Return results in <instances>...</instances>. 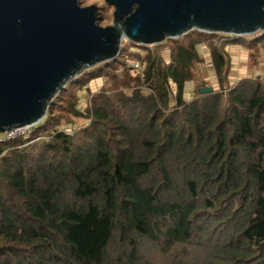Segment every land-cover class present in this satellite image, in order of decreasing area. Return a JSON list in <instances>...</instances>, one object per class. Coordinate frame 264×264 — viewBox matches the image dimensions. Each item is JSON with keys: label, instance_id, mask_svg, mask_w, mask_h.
I'll return each instance as SVG.
<instances>
[{"label": "trees", "instance_id": "1", "mask_svg": "<svg viewBox=\"0 0 264 264\" xmlns=\"http://www.w3.org/2000/svg\"><path fill=\"white\" fill-rule=\"evenodd\" d=\"M125 43L89 71L106 80L90 106L67 88L31 143H0V264H264V82L230 85L225 50L258 64L264 36ZM77 118L89 126L65 133Z\"/></svg>", "mask_w": 264, "mask_h": 264}, {"label": "water", "instance_id": "2", "mask_svg": "<svg viewBox=\"0 0 264 264\" xmlns=\"http://www.w3.org/2000/svg\"><path fill=\"white\" fill-rule=\"evenodd\" d=\"M0 0V135L44 121L57 94L83 71L114 61L123 41L150 47L194 30L248 37L264 31V0ZM212 92L213 88L204 89Z\"/></svg>", "mask_w": 264, "mask_h": 264}, {"label": "rangeland", "instance_id": "3", "mask_svg": "<svg viewBox=\"0 0 264 264\" xmlns=\"http://www.w3.org/2000/svg\"><path fill=\"white\" fill-rule=\"evenodd\" d=\"M90 5L98 6V12H99V16H100L99 25L101 27L109 26L112 23V19H113L112 14H113L114 9L110 6H108L105 3V0H80V6L81 7H87ZM248 37L253 38V37H256V35H252V36H248ZM232 40H234V39L232 38ZM125 42L126 41L122 42L120 55L123 52L122 48H124V46L126 45ZM163 43H161V44H163ZM136 46H138V45H136ZM225 50L228 52V55L230 58L229 83L233 84V82L236 81V77L240 78V79L260 77L261 82H264V48L261 51V53L263 52V58L260 59L258 64H254L249 60L248 52L241 46L232 44V45L226 46ZM198 52H199L200 57H202L204 59V62L198 66L197 80L202 78L213 89H218V84H217V81L215 79V74L213 71V67H212V63H211V59H210V54H209L208 50L206 49L205 46H201L198 48ZM162 56L165 59V61L168 62L169 50H162ZM130 60H134V59H132V57H128L126 60L127 66H128V61H130ZM98 66H100V65H98ZM96 67H94V68H96ZM94 68H92V69H94ZM92 69L83 71L80 75L76 76L73 80H71L66 85V87L57 94L56 98L59 96L60 93H62V92L65 93V90H67V88L69 89V88L74 87L76 89L78 84H82L81 89H78L76 91L77 98L79 99L77 109L84 110L85 108L90 106V102H91L92 97L100 94L102 92V89L105 87V84H106V80L104 78L96 77V76L94 78H88L89 71ZM191 88H192V85L191 86L188 85L187 90L184 94V97L186 100L191 99V96H192ZM56 98L53 100L52 104H54V101L56 100ZM89 124H90V121L85 120L83 118H77L72 122V124H69V125H67V127L64 128V132L70 134L71 132L77 131L81 128L88 127ZM29 129H31V128H25V132H24V130L17 131V132L15 131L16 134L12 135V137L10 136L6 142H10V141L16 140V139L21 138V137L23 139H26L29 141ZM22 133H23V135H21ZM1 136H2V134H1ZM4 136H5V134H4ZM32 141L33 140H30L29 143H31Z\"/></svg>", "mask_w": 264, "mask_h": 264}, {"label": "built area", "instance_id": "4", "mask_svg": "<svg viewBox=\"0 0 264 264\" xmlns=\"http://www.w3.org/2000/svg\"><path fill=\"white\" fill-rule=\"evenodd\" d=\"M255 35H257L258 38L263 37L264 36V31H260V32L256 33ZM230 37L233 38V39L239 38L238 36H230ZM128 66L133 68L134 70H139V71L142 70V68L140 67L139 63L137 61H135V60L128 61ZM22 130H24V132H25V128H23V129L12 130L9 133H6L5 136H4V134H2V136L0 135V143L1 142H6L9 139L10 136L12 137V135L16 134L15 131L17 132V131H22ZM23 133L21 135H23Z\"/></svg>", "mask_w": 264, "mask_h": 264}, {"label": "crops", "instance_id": "5", "mask_svg": "<svg viewBox=\"0 0 264 264\" xmlns=\"http://www.w3.org/2000/svg\"><path fill=\"white\" fill-rule=\"evenodd\" d=\"M234 80H235V79H234ZM239 80H240V78H237V77H236V81L233 82V84H234V83H237ZM230 84H231V83H230ZM231 85H232V84H231Z\"/></svg>", "mask_w": 264, "mask_h": 264}]
</instances>
